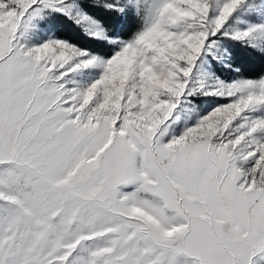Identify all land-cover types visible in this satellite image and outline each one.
<instances>
[{
  "label": "snow or ice",
  "instance_id": "6c2138e0",
  "mask_svg": "<svg viewBox=\"0 0 264 264\" xmlns=\"http://www.w3.org/2000/svg\"><path fill=\"white\" fill-rule=\"evenodd\" d=\"M0 264H264V0H0Z\"/></svg>",
  "mask_w": 264,
  "mask_h": 264
}]
</instances>
